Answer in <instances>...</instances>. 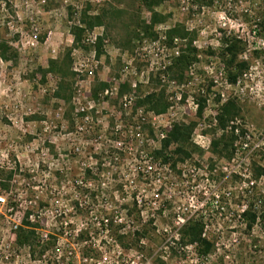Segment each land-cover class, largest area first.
Wrapping results in <instances>:
<instances>
[{"label":"rangeland","instance_id":"rangeland-1","mask_svg":"<svg viewBox=\"0 0 264 264\" xmlns=\"http://www.w3.org/2000/svg\"><path fill=\"white\" fill-rule=\"evenodd\" d=\"M110 4L149 20L131 0L0 3V45L9 48L0 57V171L13 173L8 190L0 188V264H264V0H168L156 9L168 16L155 27L157 39L125 28L123 16L75 44L73 28ZM176 24L197 52L181 80L172 67L189 41L167 42ZM94 36L103 38L99 55ZM224 38L244 47L239 60L248 70L235 82L218 55ZM51 60L73 74L70 104L55 97L59 78L45 75ZM99 83L108 94L95 101ZM123 85L131 88L126 99ZM152 92L169 105L163 114L135 104ZM226 101L240 114L223 132L215 118ZM81 107L88 122L75 118ZM179 122L195 123L196 150L187 159H155L160 134ZM222 134L234 141L219 155L207 146ZM27 212L36 235L19 246L14 228ZM104 214L112 224L94 226ZM177 215L197 216L211 254L199 256L184 240Z\"/></svg>","mask_w":264,"mask_h":264},{"label":"trees","instance_id":"trees-1","mask_svg":"<svg viewBox=\"0 0 264 264\" xmlns=\"http://www.w3.org/2000/svg\"><path fill=\"white\" fill-rule=\"evenodd\" d=\"M3 0H0V3ZM135 3L137 10H145L149 14V20L141 19L135 11H130L129 9H119L114 8L111 4L110 9L102 10L97 15L86 16L82 21L83 27H74L72 30V35L74 37V43H81L82 34L86 30H92L96 27L107 26L109 21L113 19H120L123 16H126L127 22H122L123 26L127 29H132L137 34H141L145 37L157 39V34L155 32V27L165 23L168 19V16L163 15L157 12L163 3L168 0H131ZM197 2L204 3L206 6L213 4L215 0H196ZM190 33L186 28L181 24H176L172 28L166 31L167 42L171 44L174 40L185 41L188 39L189 48L186 52H182L174 61L173 72L177 75L180 80L183 78L185 71L191 65L195 59L197 52L192 48L193 40L190 39ZM102 37H97L94 42V47L96 48V53L99 55L102 49ZM9 48L6 44L0 45V57L6 60V54L8 53ZM244 47L240 40L235 38H224L222 41V48L219 50V58L221 62L225 65V68L228 72V78L231 82H235L237 78L242 75L245 71L248 70L247 62L239 60V57L243 54ZM69 69L66 64H59L56 61L48 62V69L45 72L52 73L59 78L57 83V90L55 91V97L58 99L64 100L67 104H70L73 100L72 90L70 88V80L73 76L69 72ZM108 84L99 83L94 85L91 88V96L95 101L99 100V97L108 90ZM125 90H128L125 92ZM130 85H123L120 89L119 96L126 97L130 93ZM135 104L139 108L146 109L147 112H154L156 114H163L169 107L167 103L163 100V95L161 93L152 92L147 94L138 101H135ZM204 104L200 103L198 106V115L202 116L204 110ZM240 109L232 101H226L220 108L218 114L216 115V121L218 125L223 129L228 121L232 118L239 116ZM195 128V123L191 122L189 124L185 123H173L169 130L166 131L165 137L160 142V149L154 151L153 155L155 159L174 160L176 159H187L190 158L194 150V146L191 144V134ZM234 141L232 135H225L218 139L211 140V148L216 154H223V151L229 149L231 144ZM194 147V148H192ZM173 148L171 151L170 149ZM171 151V152H170ZM169 156V159H168ZM175 162L172 163V166L175 167ZM12 172H8L7 175H3V172L0 171V188L8 190L9 186L7 182L12 179ZM3 179L4 182H1ZM7 180V182H6ZM249 211L247 210V213ZM30 214L27 212L23 222L20 226L17 227L14 232L16 237V244L19 246L28 245L31 246L32 241L35 238L36 232L33 230V226L28 220ZM96 221L93 225L97 227H102L105 223L112 224V219L107 214L100 215L95 218ZM254 221V218H251ZM251 221V222H252ZM148 226L142 231L141 234L136 233L138 238L145 237L148 233ZM203 225L199 220H189L183 227L182 234L184 240L190 244H195L196 252L201 257H206L214 251V245L209 242L207 239L203 238ZM85 234V233H84ZM84 234L80 235V238L85 240ZM87 237V236H86ZM88 241V238L86 239ZM139 241V240H138ZM44 250H42V253Z\"/></svg>","mask_w":264,"mask_h":264},{"label":"built area","instance_id":"built-area-1","mask_svg":"<svg viewBox=\"0 0 264 264\" xmlns=\"http://www.w3.org/2000/svg\"><path fill=\"white\" fill-rule=\"evenodd\" d=\"M96 40V36H94V38H93V40H92V42H94ZM106 94H108V90L107 91H105V95ZM130 98V97H129ZM124 99H126V97H124ZM131 99V98H130ZM198 104L197 105H195V108L197 109V111H198ZM149 113H151V112H149ZM75 118L76 119H80L82 122H88L89 121V115H88V110L86 109V108H84V107H81V108H79V109H75ZM203 115V114H202ZM142 120H145V118H142ZM215 120H216V118H215ZM217 122V121H216ZM173 124V123H172ZM172 124H170V126H169V129H170V127L172 126ZM81 129V128H80ZM136 129H140V127L138 126ZM225 130H227V129H225ZM224 129H222V131L224 132L225 131ZM232 130V132H233V134L235 135V136H239V134H240V131L237 129V128H232L231 129ZM167 131V130H166ZM166 131H165V133H166ZM139 135V134H138ZM160 136H161V139H163L164 137H165V134L162 132L161 134H160ZM198 145V144H197ZM209 145H211V140H210V142H209V144H208V146L207 147H209ZM202 147H204V145H201ZM150 169H151V167H149L148 169H147V172L149 173L150 172ZM224 170L226 171V168H224ZM230 172H228L227 174H229ZM245 175V172H244V174H243V176ZM5 203V199L4 198H2V197H0V204H4ZM137 203H138V206L139 207H141L142 206V204H141V200H139V199H137ZM202 207H205L206 206V203L205 204H202L201 205ZM198 220L197 219V216H192V215H190V216H188V217H183V216H181V215H177V217H176V221H175V225L178 227V229L179 228H181V227H183L185 224H186V222L187 221H189V220ZM119 223H121V220H119ZM18 226H20V223L19 224H17V225H15V228L14 229H17V227ZM14 236H15V234H14ZM202 237L203 238H205V235H204V233H203V235H202ZM47 238V235L45 234L44 235V239H46ZM54 248L56 249L55 251H56V254L57 253H60L61 251H60V249H59V246H58V241H57V243L54 245ZM68 254H69V256H72L73 255V253H72V251L71 252H68Z\"/></svg>","mask_w":264,"mask_h":264}]
</instances>
